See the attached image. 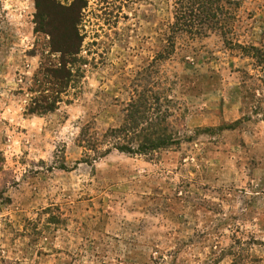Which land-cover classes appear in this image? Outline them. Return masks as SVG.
Segmentation results:
<instances>
[{
  "label": "rangeland",
  "instance_id": "374dc122",
  "mask_svg": "<svg viewBox=\"0 0 264 264\" xmlns=\"http://www.w3.org/2000/svg\"><path fill=\"white\" fill-rule=\"evenodd\" d=\"M84 1L75 96L26 116L22 77L55 56L35 1L0 0V264H264V61L218 35L178 36L159 59L169 0ZM238 16L235 44L264 53V0ZM151 93L182 144L112 149L104 136Z\"/></svg>",
  "mask_w": 264,
  "mask_h": 264
},
{
  "label": "trees",
  "instance_id": "16d2710c",
  "mask_svg": "<svg viewBox=\"0 0 264 264\" xmlns=\"http://www.w3.org/2000/svg\"><path fill=\"white\" fill-rule=\"evenodd\" d=\"M34 1V33L49 38L48 56L55 58L42 63L32 78L22 77L17 95L26 97V116H44L56 112L63 103L70 104L71 101L64 100L65 96H69L71 90L75 96L84 78L81 68L86 61L80 57L83 36L79 25L86 2L74 0L70 5H64L59 0ZM169 1L172 21L166 49L159 59L174 54L178 36L194 39L218 35L227 47L241 48L244 55L264 61V53L257 47L235 44L238 12L245 0ZM160 101L158 93L140 94L133 99L125 109L122 125L110 129L104 136L112 142V149L131 156H148L179 147L182 138L169 121V109L163 110ZM83 147L90 150L91 144Z\"/></svg>",
  "mask_w": 264,
  "mask_h": 264
}]
</instances>
